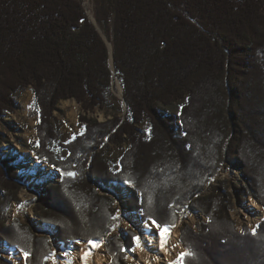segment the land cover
Listing matches in <instances>:
<instances>
[{
    "label": "trees",
    "instance_id": "1",
    "mask_svg": "<svg viewBox=\"0 0 264 264\" xmlns=\"http://www.w3.org/2000/svg\"><path fill=\"white\" fill-rule=\"evenodd\" d=\"M92 1L113 46L114 72L110 49L80 0H0V120L16 112L18 93L31 88L36 156L63 179L41 191L42 226L54 227L66 245L107 238L113 264H126L121 251L131 248L132 237L122 244L110 235L112 200L93 183L130 187L128 210L143 222L175 226L189 210L207 216L198 231L182 227L191 255L180 264H264V221L255 235L248 228L240 233L222 187L202 196L227 162L244 173L243 194L264 207V0ZM115 78L127 109L98 122L90 115L114 108ZM67 100L81 107L83 129L63 142L53 119ZM180 101L178 115L162 109ZM110 145L127 146L117 171L105 161ZM4 155L0 244L21 248L29 264H47L46 238L18 222L5 225L24 178L15 158Z\"/></svg>",
    "mask_w": 264,
    "mask_h": 264
},
{
    "label": "rangeland",
    "instance_id": "2",
    "mask_svg": "<svg viewBox=\"0 0 264 264\" xmlns=\"http://www.w3.org/2000/svg\"><path fill=\"white\" fill-rule=\"evenodd\" d=\"M80 1L83 3L88 16L90 15L89 18L91 17L92 20L94 19L96 20L94 1L92 0H80ZM121 88L122 85H120L119 79L115 78L114 95L116 99L114 100V108L106 109V110H98L94 115H90V116L96 119L98 122H104L111 119L114 113L124 114V111L127 108L125 107L126 105L122 98ZM182 104L183 102L180 101V102L172 103L167 107H162V109L165 112L167 111V113L169 114L178 115L180 113ZM17 105L18 106L15 113L7 114L6 117L0 120V134H3L5 136V142L4 144L0 145V151H2L5 154L4 158H12V157L15 158V161H12V163L17 167L18 173L22 175L24 178L22 183L23 186L17 190L18 200L13 201L6 212L5 225L11 228V226H13L14 224H16V222H18L19 225L28 227V229H30L31 232L36 233V235L41 239L46 238L48 242L52 245L51 253L46 258L47 264H52V259L54 258V256L60 258L64 257L61 253L57 254L58 247H62L64 250L68 252L69 250H71L72 248L71 246L74 243H89L94 241L103 242L104 249L108 257L107 264H113V256L111 255L107 247V243H108L107 238H103L102 240H94V241L77 240L71 242L69 245H66L59 240V237L55 236L56 232L54 227L48 228L47 226L46 227L42 226L44 224L42 223L41 216L40 214H38L39 212H37V210L43 212L42 209L45 208L44 202L46 201L44 200V194L41 191L42 189H47L50 188L51 186H59L63 180L62 174L59 171V169L57 170L55 167L49 165L43 160H40L36 156V151H35L36 141H37L36 125L38 123V110L34 104V94L31 88L25 89L18 93ZM58 105L59 106H57L56 110L54 111L53 122L56 129L60 133L63 142H68L82 132L83 126L79 121V117L81 114H83V112L81 107L74 100L61 101ZM142 130L146 134L147 131L146 124L142 126ZM126 147L127 146H124V148H120L114 145H110V149L107 150L105 161L106 164H108L112 168V170L114 171L119 170L120 168L119 162ZM63 153L65 154V152ZM30 154L31 156L33 155L40 162H43V165H45V167H40V168H42L45 171L48 168H51L54 171V179L48 180L47 185L41 186L38 183L39 179H36L35 180L36 183H34L33 185L34 188L31 187L30 177L31 175H33V169L34 167L36 170L40 168H37L36 166L29 168L30 165H33V162L30 158ZM93 184H94L93 187L95 190H97L99 196L105 199L107 198L112 200L111 201L112 209L114 211L112 219L115 220V224L110 235L120 238L122 244H124L126 238H129L130 236L132 237L131 248L130 249L124 248L121 251L122 254H124L123 261L126 264H133L130 261L129 256L131 253H133V250L135 248L136 238L138 237L139 233L149 231L153 227H155L156 229H162L165 227L179 228L180 240L181 243L184 245V247L183 250L179 252V256L177 257V259L172 264H180V260L184 256L183 254L187 252L186 244H184L181 238L182 227L188 225L191 228H193L195 231H198V228L201 224L208 222L207 216L201 210H197V211L189 210L185 212L175 226H161L152 220H147L143 222L139 213L130 212L128 210V200L131 194L130 187H128L130 188V192L127 195L122 196L120 194V189L118 185L115 186L112 185L109 188H105L104 186L98 184L97 182H94ZM216 187L217 188L222 187L225 195H227V197L230 196L232 202V206H231L232 209L229 211L228 214L230 220L234 223L236 230L240 233H243L245 228H248L252 232L253 229H255L256 232L257 227L260 225L261 222L264 221V218H262L256 225H252L248 221H245L246 220L245 214L243 213L245 210L244 206L248 205L249 200L251 198L256 199L259 202L260 200L257 199V197L245 196V194H243L241 189L247 187V181L244 177V173L240 169L234 168L229 163L225 162V164L218 172V175L208 180V184L204 188V192H203L204 195L202 196L208 197L212 195ZM24 189L29 191L34 190L38 194V199L36 200L32 210L33 212L31 215L12 216L13 208L16 206H20L23 202L21 198V192ZM58 200L62 201L61 198H58ZM99 204H102L103 208H106L104 204H108V202L102 199V201L99 200ZM63 205L67 207V205L65 204ZM261 206L263 207L262 204ZM135 215L139 216L138 226L128 227V228H124L121 226V223L123 222L124 219L125 220H128L130 218L132 219ZM7 233L11 234V232L9 231ZM8 236L11 237V235ZM15 252H18L16 255L18 256L17 258H14ZM15 259H17L20 262V264H29L28 254L25 251H23L18 246H12L9 242L3 241L0 244V262L2 264H16Z\"/></svg>",
    "mask_w": 264,
    "mask_h": 264
},
{
    "label": "bare ground",
    "instance_id": "3",
    "mask_svg": "<svg viewBox=\"0 0 264 264\" xmlns=\"http://www.w3.org/2000/svg\"><path fill=\"white\" fill-rule=\"evenodd\" d=\"M101 31L107 38L102 29ZM30 158L33 165H30L29 168L34 166L37 168L45 167L43 162L37 160L33 155L31 156V154ZM36 179L40 180H38V183L41 186H45L47 185L48 180L54 179V171L51 168H48L46 171L42 168L36 170L34 167L33 175L30 177L31 187L36 183ZM119 189L122 196H125L130 192V188L128 187H119ZM21 198L23 202L20 206L13 208L12 216L31 215L34 204L38 199V194L34 190L29 191L24 189L21 192ZM245 206L243 212L245 214V221H248L252 225H256L262 218H264V208L256 199L251 198L248 205ZM138 225V215H135L132 219H124L121 223V226L124 228L135 227ZM95 245L99 246L97 247ZM71 247V250L68 252L62 247H58L57 254L61 253L64 257L60 258L54 256L52 264H107L108 257L103 242L94 241L89 243H74ZM183 247L184 245L180 240L179 228L165 227L162 229H156L153 227L149 231L139 233L136 238L133 253H131L129 257L133 264H172L179 256V252L183 250ZM17 253L18 252H15L14 258L18 257L16 256ZM15 260L16 264H20L17 259Z\"/></svg>",
    "mask_w": 264,
    "mask_h": 264
},
{
    "label": "water",
    "instance_id": "4",
    "mask_svg": "<svg viewBox=\"0 0 264 264\" xmlns=\"http://www.w3.org/2000/svg\"><path fill=\"white\" fill-rule=\"evenodd\" d=\"M90 16V15H89ZM90 19H91V17H90ZM92 20V19H91ZM92 23L96 26V28L99 30V32L101 33V35H102V37L104 38V40H105V42L107 43V45H108V47H109V49H110V52H111V62H110V65H111V68H112V70H113V72H114V62H113V46H112V44L109 42V40L103 35V33H102V31H101V29L99 28V26H98V23H97V21L94 19V20H92ZM120 82V81H119ZM120 85H121V83H120ZM122 98H123V100H124V93H123V89H122ZM126 105V104H125Z\"/></svg>",
    "mask_w": 264,
    "mask_h": 264
},
{
    "label": "snow or ice",
    "instance_id": "5",
    "mask_svg": "<svg viewBox=\"0 0 264 264\" xmlns=\"http://www.w3.org/2000/svg\"><path fill=\"white\" fill-rule=\"evenodd\" d=\"M71 175H75V174H71ZM256 234V232H255V229H253V235H255ZM95 246H99V245H95ZM183 255H191V253H184Z\"/></svg>",
    "mask_w": 264,
    "mask_h": 264
}]
</instances>
